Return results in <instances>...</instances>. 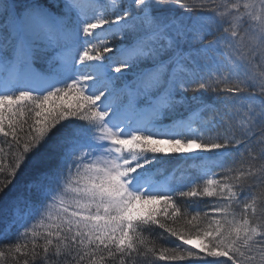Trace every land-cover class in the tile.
<instances>
[{
    "label": "snow or ice",
    "instance_id": "snow-or-ice-1",
    "mask_svg": "<svg viewBox=\"0 0 264 264\" xmlns=\"http://www.w3.org/2000/svg\"><path fill=\"white\" fill-rule=\"evenodd\" d=\"M14 190L0 264H264V0H0Z\"/></svg>",
    "mask_w": 264,
    "mask_h": 264
},
{
    "label": "trees",
    "instance_id": "trees-1",
    "mask_svg": "<svg viewBox=\"0 0 264 264\" xmlns=\"http://www.w3.org/2000/svg\"><path fill=\"white\" fill-rule=\"evenodd\" d=\"M177 13H179V9L176 10ZM189 96L192 95L191 92L188 93ZM193 164L192 161H187V162H182L180 161L179 159H170V160H167L165 161L162 166H159V168H164V172H161V174H165V175H170L171 173H173L174 170L176 169H180L181 171H184L189 165ZM193 171V174L195 173V169L192 170ZM160 174V175H161ZM177 175H179L180 173L177 172L176 173ZM11 195H15V190L11 193ZM8 197H0V202H3L4 200H7ZM4 230V225L3 224H0V231H3ZM15 232H16V227L13 226V228L11 229L10 233L8 234V240L11 241L12 240V237L15 235ZM158 245H159V242H158ZM0 246H3V245H0Z\"/></svg>",
    "mask_w": 264,
    "mask_h": 264
},
{
    "label": "rangeland",
    "instance_id": "rangeland-1",
    "mask_svg": "<svg viewBox=\"0 0 264 264\" xmlns=\"http://www.w3.org/2000/svg\"><path fill=\"white\" fill-rule=\"evenodd\" d=\"M166 179H164V180H162L161 182H164ZM167 180H169V179H167Z\"/></svg>",
    "mask_w": 264,
    "mask_h": 264
}]
</instances>
